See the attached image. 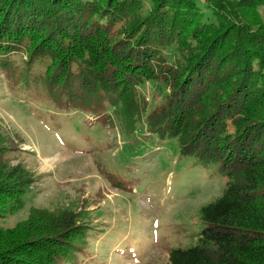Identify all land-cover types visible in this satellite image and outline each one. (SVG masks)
<instances>
[{"label":"trees","instance_id":"16d2710c","mask_svg":"<svg viewBox=\"0 0 264 264\" xmlns=\"http://www.w3.org/2000/svg\"><path fill=\"white\" fill-rule=\"evenodd\" d=\"M259 7L264 0H0V54L47 58L41 78L55 104L105 98L130 133L146 108L138 86L161 83L167 91L146 118L150 131L226 175L223 193L201 209L196 244L171 249L166 264H264ZM5 142L0 133V219L33 182L10 164ZM80 227L73 210L34 209L12 228L0 225V264H58Z\"/></svg>","mask_w":264,"mask_h":264},{"label":"rangeland","instance_id":"374dc122","mask_svg":"<svg viewBox=\"0 0 264 264\" xmlns=\"http://www.w3.org/2000/svg\"><path fill=\"white\" fill-rule=\"evenodd\" d=\"M258 13L264 19V7ZM10 53L0 54V133L10 164L23 165L33 182L21 206L7 203L0 225L12 228L34 209L75 211L83 234L58 264H166L171 249L194 246L201 209L220 197L227 177L217 163L182 154L176 138L150 131L146 118L167 88L138 86L146 108L129 133L105 98L55 104L41 78L49 60Z\"/></svg>","mask_w":264,"mask_h":264},{"label":"bare ground","instance_id":"6f19581e","mask_svg":"<svg viewBox=\"0 0 264 264\" xmlns=\"http://www.w3.org/2000/svg\"><path fill=\"white\" fill-rule=\"evenodd\" d=\"M43 161L45 162V163H52V162H55V161H57V156H54V157H52V158H43Z\"/></svg>","mask_w":264,"mask_h":264}]
</instances>
